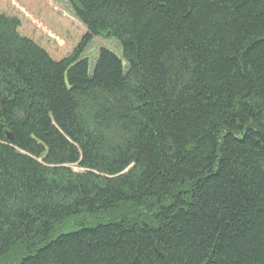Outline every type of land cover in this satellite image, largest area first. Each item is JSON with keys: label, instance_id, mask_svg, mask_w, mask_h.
<instances>
[{"label": "trees", "instance_id": "16d2710c", "mask_svg": "<svg viewBox=\"0 0 264 264\" xmlns=\"http://www.w3.org/2000/svg\"><path fill=\"white\" fill-rule=\"evenodd\" d=\"M0 264H264V0H0Z\"/></svg>", "mask_w": 264, "mask_h": 264}, {"label": "water", "instance_id": "95a60500", "mask_svg": "<svg viewBox=\"0 0 264 264\" xmlns=\"http://www.w3.org/2000/svg\"><path fill=\"white\" fill-rule=\"evenodd\" d=\"M8 138L11 140V135H8Z\"/></svg>", "mask_w": 264, "mask_h": 264}]
</instances>
